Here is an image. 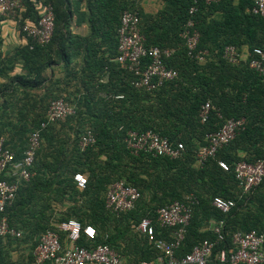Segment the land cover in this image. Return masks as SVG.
I'll return each mask as SVG.
<instances>
[{
  "label": "trees",
  "instance_id": "obj_1",
  "mask_svg": "<svg viewBox=\"0 0 264 264\" xmlns=\"http://www.w3.org/2000/svg\"><path fill=\"white\" fill-rule=\"evenodd\" d=\"M160 1L162 6L155 12L144 11L141 0H87L85 12H79L76 3L78 22H86L91 30L89 37H82L69 30L68 0H22L16 23L27 42L5 52L0 34V138L16 159L22 157L31 133L45 120L51 101L63 98L75 106L74 114L41 130L45 142L40 141L36 151L34 175L20 183L14 202L6 209L10 226L20 236L0 237V264H15L3 252L6 240L37 236L34 249L46 229H55L48 227L46 220L44 208L49 200L62 203L75 198L70 215L96 231L94 240L82 234L77 243L88 247L109 244L122 260L119 245L123 243V248L132 249L126 254V262L123 260L125 264L155 260L159 254L145 236L152 247L126 240L130 226L149 218L156 236L169 240L172 229L160 227L157 209L174 201L188 203V196L194 202L179 255L209 240L214 245L207 264H227L217 255L221 250L234 249V232L264 231V178L243 193L233 172L239 161L264 160V81L250 67L254 48L264 44V16L251 11L253 0ZM42 3H50L55 15L53 35L45 44L34 42L20 30L26 22H37ZM193 6L196 11L190 14ZM125 10L138 13L145 46L167 50L164 64L177 71L176 78L154 90L137 88L133 84L134 73L117 61V31ZM216 12L220 18L210 17ZM4 19L0 15V23ZM189 19L199 34L194 54L189 53L183 37ZM229 45L239 54L236 62L223 56ZM243 46L248 49L245 59L241 58ZM78 60L82 62L80 66ZM60 64L62 72L57 82H52L54 73L49 77L47 70ZM17 66L20 72H15ZM71 78L77 87L74 98L65 94ZM82 80L85 93L81 95L78 86ZM207 101L211 109L202 122L199 113ZM229 118H245L244 128L215 156L198 164L196 155L207 144L206 134L218 131ZM64 121L69 130L76 121L79 127L86 126L83 131L77 128L78 141L70 148L63 135L50 133L51 126ZM146 130L173 143L181 142L182 154L171 159L131 153L124 141L126 134ZM87 131L92 132L95 140L82 149L79 142ZM239 149L246 156L239 155ZM219 160L225 161L229 170L222 169ZM76 173L87 176L82 190L74 181ZM118 180L134 186L140 196L132 210L116 215L106 207L105 198L108 186ZM144 191L155 202L153 207H147L146 201L143 205ZM215 196L234 200V207L227 213L220 212L212 206ZM247 196H251L249 206L243 204ZM221 221L222 239H218L213 228ZM32 254L33 250L25 264L32 263Z\"/></svg>",
  "mask_w": 264,
  "mask_h": 264
},
{
  "label": "built area",
  "instance_id": "obj_2",
  "mask_svg": "<svg viewBox=\"0 0 264 264\" xmlns=\"http://www.w3.org/2000/svg\"><path fill=\"white\" fill-rule=\"evenodd\" d=\"M206 3L218 0H204ZM23 8L22 0H0V15L17 20ZM196 8H190L193 14ZM251 11L264 16V0H253ZM55 26V15L50 3H42L38 7V20L36 23L26 22L20 30L34 42L48 43L51 40ZM118 57L117 61L126 65L134 73L133 84L137 88L154 90L165 81L177 77V71L164 64L163 57L168 56L167 50L161 51L155 46H145L144 37L139 28V16L134 10H125L121 16V24L117 31ZM189 53L194 54L197 48L199 34L194 29L193 20L189 19L183 31ZM254 57L250 67L255 69L264 81V44L253 50ZM198 58L202 59L198 54ZM223 56L230 62L239 60V54L234 46H226ZM211 104L209 101L202 104L199 117L205 122L209 116ZM75 113L73 105L63 98L51 101L47 115L41 122L40 128L31 133L22 157L16 159L12 151L4 146V139L0 138V237H19L20 232L12 228L6 215V209L14 202L18 187L21 182L33 177L32 170L36 151L40 146L41 130L50 123L64 120ZM245 118H229L222 127L206 134L207 144L199 148L197 162L202 164L209 157L215 156L217 150L232 141L239 130L243 129ZM94 136L87 131L79 142L82 149L94 143ZM127 148L133 154L143 152L153 156H167L171 159L178 158L184 149L181 142L173 143L152 130L142 132L129 131L124 139ZM219 166L229 170V165L218 161ZM233 172L243 193L257 186L264 178V160L257 159L253 162L239 161L235 163ZM76 186L82 190L87 183L84 173L74 175ZM140 196L134 186L126 185L118 180L108 186L105 198L106 207L114 214L130 211ZM188 203L174 201L157 209V222L160 227L169 228V240L156 236L154 226L149 218H143L137 224V229L147 240L152 243L159 254L155 260H144L140 264H207L212 254L214 243L204 240L184 254H177L184 240L186 226L191 217V204L194 199L187 197ZM235 205L232 199L215 196L212 206L222 213L229 212ZM222 221L215 224L213 231L218 239H222ZM84 234L88 240H94L95 228L92 225L83 226L80 221L70 218L60 222L55 229H46L39 237L33 249L31 264H125L118 252L106 243H99L88 247L77 242ZM217 243V241H216ZM234 249L221 250L217 257L227 264H264V231L255 229L249 231H236L232 235Z\"/></svg>",
  "mask_w": 264,
  "mask_h": 264
},
{
  "label": "rangeland",
  "instance_id": "obj_3",
  "mask_svg": "<svg viewBox=\"0 0 264 264\" xmlns=\"http://www.w3.org/2000/svg\"><path fill=\"white\" fill-rule=\"evenodd\" d=\"M143 9L146 12H155L157 11L161 6L162 3L160 0H145L142 3ZM50 99L47 101V104L49 103ZM74 106V104H73ZM75 107V106H74ZM79 121L74 122V128L70 129L68 128V123L67 122H59L54 124L53 126H51L52 128H50V133L52 134H61L65 137V139L67 140V147L70 148L69 146L72 147V145L78 141V134H77V128H79L80 130H84L86 126H82L79 127L78 124ZM71 125V124H70ZM45 137L42 136L41 142L44 143L45 142ZM198 144V140H196V145ZM64 152L67 151V149L64 148ZM239 155L241 156H246L245 152L242 151L241 149H239L238 152ZM137 167V166H136ZM124 180V179H123ZM257 191V190H255ZM254 191V193H255ZM249 197L246 202H243L244 205H251L252 201L250 199L251 196H247ZM142 199H143V205L144 202L146 201L148 203L147 207H153L155 205L154 201H151L149 199V194L147 192H143L142 193ZM76 203V199L75 198H67L64 202H58V201H54V200H49L48 201V206H46V220L48 221V227H55L62 221L69 219V218H75L73 216L70 215L71 211H72V206ZM145 206V205H144ZM136 223L134 222L130 227V231L127 234V239L126 240H134L137 241L138 243L140 242H144V246L145 247H152L151 244H149L145 238L144 235L142 233H140L137 229V227H135ZM137 226V225H136ZM103 236H105V234L103 233ZM37 237V236H36ZM36 237H32V239L29 238H20L17 240H13V239H8L6 240L4 246H3V252L7 255V257L9 258V260L12 261V263L14 262L15 264H25L27 261V258H29L30 253L33 250V245L34 242L36 240ZM126 246L125 248H123V243L119 245V251L120 254L123 258V260L126 262V254L130 253L132 251V249L127 250L126 252ZM154 253L155 250H154ZM158 255V254H156ZM155 255V256H156ZM156 258V257H154Z\"/></svg>",
  "mask_w": 264,
  "mask_h": 264
},
{
  "label": "crops",
  "instance_id": "obj_4",
  "mask_svg": "<svg viewBox=\"0 0 264 264\" xmlns=\"http://www.w3.org/2000/svg\"><path fill=\"white\" fill-rule=\"evenodd\" d=\"M77 1V2H76ZM143 1L145 0H141V3H143ZM69 3V7H70V26H69V30L73 33V34H78L82 37H89L91 35V30L90 27L88 26V24L84 21L80 20L79 21V17H78V13H76V3L78 4V8H79V12H85L87 11V0H68ZM210 17L213 18H220V13L216 12L214 14H212ZM81 19V18H80ZM0 34L1 37L3 38V46L2 49L3 51L7 52V51H12L15 47L23 45L27 42L26 38L20 33L19 31V27L17 25V23L15 22V20L10 19L8 17H5L4 20L1 21L0 23ZM241 58L245 59L247 57L248 54V49L246 46H243L241 49ZM82 64V62L80 60H78V66H80ZM20 66H17V68L15 69V72H20ZM62 72V65H56L54 67V70L48 69L47 70V74L52 75V73H54V77L52 79V82H57V79L60 75V73ZM72 80V78H71ZM69 81V84L65 87V94L68 95L71 98H74L75 93L77 94V87H75V79L73 78L72 81ZM2 81V80H1ZM84 80L79 82V86L80 87V94L82 95L83 93H85V90L83 89V87L81 86ZM100 95H103V93H99Z\"/></svg>",
  "mask_w": 264,
  "mask_h": 264
}]
</instances>
